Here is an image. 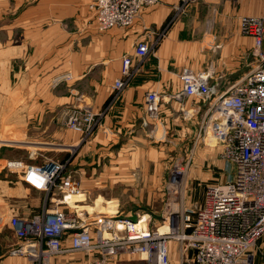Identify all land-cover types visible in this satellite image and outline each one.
Returning <instances> with one entry per match:
<instances>
[{
	"label": "built area",
	"instance_id": "1",
	"mask_svg": "<svg viewBox=\"0 0 264 264\" xmlns=\"http://www.w3.org/2000/svg\"><path fill=\"white\" fill-rule=\"evenodd\" d=\"M193 1L179 0L173 14ZM161 2L93 0L88 9L95 29L107 32L131 28L144 10ZM239 31L251 38L253 56L241 80L219 92L210 84L211 69L195 73L184 68L179 74L182 87L177 97L195 98L205 104L196 141L205 143L209 137L220 146V158L230 168L226 167L229 173L224 181L205 185L199 203L189 206L184 202L183 189L190 155L170 170L159 215L153 218L146 213L132 221L71 208L66 198L80 194V186L69 158L27 165L24 182L48 198H60L52 210L45 204L41 213L29 218L11 217L10 229L18 243L9 255L24 258L27 264H115L120 255L137 256L143 264H169L167 246L173 240L180 244V264H252V251L264 237V20L242 16ZM152 35L158 37L149 32L147 39L135 42L132 55L121 58L112 100L134 74L132 57L141 61L152 54L157 43L156 39L149 42ZM160 98L155 91L145 93V127L158 120ZM100 116L87 106L68 109L63 114L64 126L81 134L82 142L93 132ZM162 226L167 230L160 232Z\"/></svg>",
	"mask_w": 264,
	"mask_h": 264
},
{
	"label": "crops",
	"instance_id": "2",
	"mask_svg": "<svg viewBox=\"0 0 264 264\" xmlns=\"http://www.w3.org/2000/svg\"><path fill=\"white\" fill-rule=\"evenodd\" d=\"M75 1L71 10L64 12L69 16L60 21L62 40L58 42L62 46L55 56L56 71H69L72 81L47 88L44 95L54 103L42 98L41 105H51L56 110L54 122L52 118L47 119V124L49 121L54 124L52 139L49 143L31 142L32 147L58 151L57 161L69 158L75 176L95 175L100 171L97 162L100 157H108L107 173L136 172L130 166L135 165L142 148L146 149L144 146L152 142L159 146L177 145V150L182 151L179 158L192 155L197 156L199 162L205 161L208 145L196 141L200 112L205 104L195 98L177 97L182 87L179 74L184 68L195 73L211 69L210 84L219 92L241 80L253 56L252 40L240 34L239 20L242 16H258L264 20V0H194L175 15L173 6L179 5V0H162L159 5L144 10L131 28L107 32H98L91 22L92 14L87 6L93 0ZM66 20H73L76 25L70 26ZM151 31L160 36L149 38V42L155 39L157 42L152 54L141 61L132 57L134 74L120 95L112 100V86L119 78L121 58L132 55L135 42L147 39ZM19 47L13 44L12 52ZM148 91L157 92L161 98L158 120L145 127L144 95ZM71 104L87 106L101 114L85 144L81 142V134L64 126V110ZM88 152L91 156L86 154ZM212 165L214 169L207 172L209 175L202 174L205 185L224 181L229 173L223 161ZM17 179L23 182L21 177ZM79 182L82 185L81 178ZM29 190H23L21 199L30 209L24 214L16 207L12 209V217L39 214L46 203L48 210L55 206L56 195L48 198L43 192ZM71 196L75 197V203L78 196ZM114 208L115 202H110L105 210ZM12 239L16 246L18 241L14 235ZM126 257L129 258L118 256L115 264L125 263ZM187 257L189 260V255ZM13 258L16 261L12 264H25L24 258ZM252 258V264H264V237L257 241Z\"/></svg>",
	"mask_w": 264,
	"mask_h": 264
},
{
	"label": "rangeland",
	"instance_id": "3",
	"mask_svg": "<svg viewBox=\"0 0 264 264\" xmlns=\"http://www.w3.org/2000/svg\"><path fill=\"white\" fill-rule=\"evenodd\" d=\"M75 2L0 0V264H12L15 260L9 255L15 247L9 225L14 213L12 209L17 207L24 214L30 209L21 199L23 190L30 188L24 182V167L40 165L45 160H56L60 154L49 149H35L31 142L42 140V143H49L52 139L50 134L54 130V124L50 121L47 124V119L52 118L54 122L56 110L51 105H41L42 98L50 104L54 103L44 95L47 88L72 81L69 71H56L55 56L62 46L58 42L62 40L60 21L69 16L64 15V12L67 9L70 11ZM66 22L70 26L76 25L73 20ZM13 44L20 47L12 52ZM20 49L22 50L18 51ZM73 108H76L73 104L68 105L64 114ZM49 125L52 126L48 127ZM86 141L87 139L82 144ZM206 143L208 158L205 157V161L199 162L197 156L188 158L183 195L184 202L189 206L198 204L201 199L205 186L202 174L209 175L207 172L214 169L212 163L223 161L219 155L220 146L209 137ZM144 147L146 149L142 148L139 152L135 165L130 166L136 172L107 173L108 157H100L97 159L100 171L95 175L74 176L80 186V194L76 195V202L79 203L69 206H75L77 211L115 215L132 221H136L138 215L146 213H151L156 218L154 216L159 215L166 200L165 184L170 170L181 159L186 161L188 155L179 158L182 151H178L175 144L159 146V143L152 142ZM86 154L91 156L90 152ZM129 156L133 159L136 157ZM18 177H21L22 183ZM110 202H115V208L105 210ZM179 248V242L169 241V264H180ZM126 259L125 263L120 264H143L137 256ZM23 262L26 264L25 260Z\"/></svg>",
	"mask_w": 264,
	"mask_h": 264
},
{
	"label": "bare ground",
	"instance_id": "4",
	"mask_svg": "<svg viewBox=\"0 0 264 264\" xmlns=\"http://www.w3.org/2000/svg\"><path fill=\"white\" fill-rule=\"evenodd\" d=\"M75 199V197L74 196H68L67 198H66V201L69 203V204H72L73 203V200ZM145 218L143 217L142 218V220L141 221H143ZM141 225H144V223L142 222V223H140V226ZM165 230H167V228L166 227H164V228H160V232H163V231H165Z\"/></svg>",
	"mask_w": 264,
	"mask_h": 264
}]
</instances>
